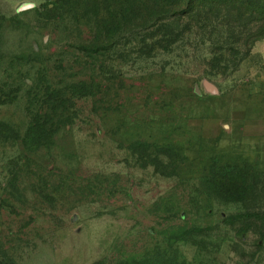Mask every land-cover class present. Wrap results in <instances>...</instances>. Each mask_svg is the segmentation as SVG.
Returning <instances> with one entry per match:
<instances>
[{
    "label": "rangeland",
    "instance_id": "obj_1",
    "mask_svg": "<svg viewBox=\"0 0 264 264\" xmlns=\"http://www.w3.org/2000/svg\"><path fill=\"white\" fill-rule=\"evenodd\" d=\"M59 1L0 0V264H264L256 7Z\"/></svg>",
    "mask_w": 264,
    "mask_h": 264
},
{
    "label": "trees",
    "instance_id": "obj_2",
    "mask_svg": "<svg viewBox=\"0 0 264 264\" xmlns=\"http://www.w3.org/2000/svg\"><path fill=\"white\" fill-rule=\"evenodd\" d=\"M63 1V0H62ZM62 1H59L60 4ZM147 3H149L150 6L157 9L158 11H162L163 13L170 14L173 12V8L178 9L179 7H196V4L199 2V0H143ZM226 4L230 5L231 3L235 6L240 7L241 9L246 10L247 8L256 7V11H258V19L257 22H260L264 29V0H225ZM57 3V5H58ZM201 4V3H200ZM199 4V5H200ZM60 10V9H59ZM253 13V12H252ZM256 13V12H255ZM51 91L49 90L46 95L49 96V93ZM51 96L48 97V99H43L40 101H37L36 103L32 102V105L30 106L32 110L30 109L31 114V122L30 127L27 132L25 145L28 147V149L31 148H39L41 146H44L48 143H50L55 134L63 127L65 126V121H63V118L65 116L63 115L65 112L68 111L66 105H61L60 102H58V99H51ZM62 95H58V97H61ZM1 100V98H0ZM51 112L56 114V117L61 116L57 121L54 122L55 118L52 117H46L47 120H42V113L43 112ZM29 112V110H28ZM242 188L241 192L246 194L244 198H246L249 193V188L247 187V182L243 178L240 179L239 183ZM236 187V186H235ZM258 192V188L254 189L252 191L253 193ZM248 193V194H247ZM260 213H254L251 218H256L259 220ZM245 222L249 223V220H246ZM252 224V223H250ZM177 264H188L186 262H181Z\"/></svg>",
    "mask_w": 264,
    "mask_h": 264
},
{
    "label": "water",
    "instance_id": "obj_3",
    "mask_svg": "<svg viewBox=\"0 0 264 264\" xmlns=\"http://www.w3.org/2000/svg\"><path fill=\"white\" fill-rule=\"evenodd\" d=\"M75 220H76V219H75ZM75 220H74V221H75Z\"/></svg>",
    "mask_w": 264,
    "mask_h": 264
}]
</instances>
